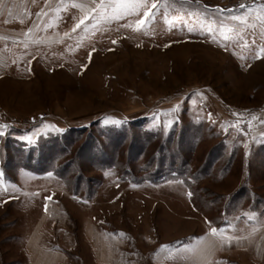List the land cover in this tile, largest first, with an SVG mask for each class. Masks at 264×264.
I'll list each match as a JSON object with an SVG mask.
<instances>
[{
  "label": "rangeland",
  "instance_id": "obj_1",
  "mask_svg": "<svg viewBox=\"0 0 264 264\" xmlns=\"http://www.w3.org/2000/svg\"><path fill=\"white\" fill-rule=\"evenodd\" d=\"M145 3L0 18V264H264V0Z\"/></svg>",
  "mask_w": 264,
  "mask_h": 264
},
{
  "label": "crops",
  "instance_id": "obj_2",
  "mask_svg": "<svg viewBox=\"0 0 264 264\" xmlns=\"http://www.w3.org/2000/svg\"><path fill=\"white\" fill-rule=\"evenodd\" d=\"M34 0H32L33 2ZM62 0H41L38 9L33 8L30 0H2L0 8V18L7 23L10 20H17L21 25L24 24L26 18L42 19L52 17L54 8L58 7V3ZM19 24V23H16ZM19 27V25H18Z\"/></svg>",
  "mask_w": 264,
  "mask_h": 264
},
{
  "label": "snow or ice",
  "instance_id": "obj_3",
  "mask_svg": "<svg viewBox=\"0 0 264 264\" xmlns=\"http://www.w3.org/2000/svg\"><path fill=\"white\" fill-rule=\"evenodd\" d=\"M118 3H120L122 5V9L124 14H128L129 12H131L133 9L139 8L141 6L143 7H147L145 0H117ZM156 5L153 4L152 7L154 8ZM150 14V9L149 11H146L144 13L145 18H147ZM81 23H83V21H81ZM146 23V19H141L137 22V28H139L140 26H142L143 24ZM77 27H79V25H77ZM75 30V29H74ZM115 43V41H114ZM261 53H264V48H262L260 50ZM257 58H259V55L257 56ZM4 133L2 131H0V135H3ZM213 234H215V232L217 231V229H212Z\"/></svg>",
  "mask_w": 264,
  "mask_h": 264
},
{
  "label": "trees",
  "instance_id": "obj_4",
  "mask_svg": "<svg viewBox=\"0 0 264 264\" xmlns=\"http://www.w3.org/2000/svg\"><path fill=\"white\" fill-rule=\"evenodd\" d=\"M181 138H182V136H181ZM167 159H168V160H167L165 163L168 164L169 166H173V167H172L173 169H175V168H174L175 165H176V166H179L177 162H176V163H173V161H171V158H169V156L167 157ZM169 159H170V160H169ZM176 166H175V167H176ZM109 167H118V166H117V164H112V165H109ZM147 174H149V173H147ZM152 175H153V174H152ZM160 175H162V174H160ZM165 178H166V177H162L161 179H165ZM178 178H179V176H178ZM126 179L129 180L130 182H133V180L131 179V177L128 176V175H126ZM161 179H160V180H161ZM167 179H168V178H167ZM189 179H192V177L189 178ZM189 179H188V180H189ZM188 180H187V181L185 180V182L188 183ZM135 182H136V181H135ZM188 185H189V184H188Z\"/></svg>",
  "mask_w": 264,
  "mask_h": 264
}]
</instances>
